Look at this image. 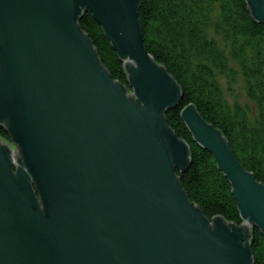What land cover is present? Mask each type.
Listing matches in <instances>:
<instances>
[{"label": "water", "instance_id": "95a60500", "mask_svg": "<svg viewBox=\"0 0 264 264\" xmlns=\"http://www.w3.org/2000/svg\"><path fill=\"white\" fill-rule=\"evenodd\" d=\"M248 8L264 23V0ZM138 9L139 0H0V264H253L264 186L188 105L180 117L230 184L242 224L208 220L190 202L177 176L189 150L164 118L181 93L147 53ZM86 12L132 91L79 28Z\"/></svg>", "mask_w": 264, "mask_h": 264}, {"label": "trees", "instance_id": "16d2710c", "mask_svg": "<svg viewBox=\"0 0 264 264\" xmlns=\"http://www.w3.org/2000/svg\"><path fill=\"white\" fill-rule=\"evenodd\" d=\"M138 21L147 53L181 93L179 105L164 115L189 150L187 169L177 173L179 183L206 219L221 217L239 226L230 184L213 156L193 141L180 113L193 106L222 134L243 169L264 186V23L252 18L248 0H139ZM78 26L112 79L127 86L123 62L90 13ZM222 80L226 92L242 82L248 105L230 103ZM0 138L8 140L3 128ZM250 234L253 264H264V238L256 228Z\"/></svg>", "mask_w": 264, "mask_h": 264}, {"label": "rangeland", "instance_id": "374dc122", "mask_svg": "<svg viewBox=\"0 0 264 264\" xmlns=\"http://www.w3.org/2000/svg\"><path fill=\"white\" fill-rule=\"evenodd\" d=\"M127 87L129 90L132 91V89L128 86H125ZM222 87L224 89V94H225V97L226 99L230 102V103H233V102H237L238 104L240 105H248V102L245 98V91H244V87H243V83H239L233 87H231V90L226 92V88H227V84H226V81L225 80H222ZM229 87V85H228ZM228 90V88H227ZM127 94L130 95V91H127ZM128 97H131V96H128ZM134 94L132 93V98H134ZM254 107H252L253 109ZM6 140V139H5ZM7 142H9V140H6Z\"/></svg>", "mask_w": 264, "mask_h": 264}]
</instances>
